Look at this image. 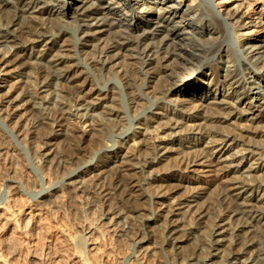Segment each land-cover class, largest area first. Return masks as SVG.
Segmentation results:
<instances>
[{"label":"bare ground","instance_id":"bare-ground-1","mask_svg":"<svg viewBox=\"0 0 264 264\" xmlns=\"http://www.w3.org/2000/svg\"><path fill=\"white\" fill-rule=\"evenodd\" d=\"M133 1H136L137 6L129 8ZM250 1L233 0L226 5L224 14L211 15L217 7L215 3L205 0H74L72 3L70 0H0V83L12 73L10 68L18 69V75L22 77L21 89L16 96H8L0 90V101L6 100L3 102L6 107L2 112L10 119L17 111H27L30 114L27 119L32 130L37 133V128L51 129L49 132L44 130V134L40 129L42 133H37L44 141V145L39 149L42 163H47L49 159L55 164L63 163L56 159L48 147L53 146L54 137L65 138L66 132L62 131V128L66 126L67 129L71 125L74 134L70 136V141L74 140L75 145L71 142L69 144L76 148L75 152H70L71 157L67 162L76 164L81 152V135L95 120L97 114L94 110L97 107L108 109L103 111L105 115H114L115 121L121 126L128 124L108 104H101V98L93 97L95 92L96 96L106 92L103 87L97 86L88 97L80 96L81 92L75 89L77 85L74 79L79 78L81 73L77 75L75 69L86 67H81L78 63L74 50L59 47L56 39L60 30L55 23L59 18L70 16L81 27L75 33L85 37L108 35V39L101 43L100 54L103 55L96 63L101 67L111 65L110 67L117 66L116 68L120 69L117 74L121 89L126 92L128 104L134 115H137L135 129L140 130L127 135L123 133L122 141L115 148L119 150L109 151V147H106L104 160L94 167L98 180L104 176L110 179L111 189H108L107 193L98 191L97 180L93 189L94 186L87 185L80 177L76 180L65 177L67 184L72 187L73 195L93 190L105 212L110 213L113 208L109 206L110 195L123 202L122 205H132L133 194L141 190H148L150 193L152 184L164 189L179 188L188 183V180L182 169L181 172L171 170L170 164L176 162L178 157L186 152L185 149L192 152L195 147L204 144L201 149L196 148L193 151L192 157H187L185 167L188 171L207 161L215 163L219 177L224 179V189L230 193L229 198L218 196L208 199V208L205 211V207H197L196 202L204 193L203 186L196 184L189 197L193 201L186 199L187 204L183 205L178 200L163 207L168 217H177L178 220L173 219L174 221L160 228V239L165 241L162 244L183 250L182 243L190 242V246L192 244L197 249L196 256L204 262L203 264H264V13H258L255 20L245 16L242 10ZM174 2L177 7L173 4L166 5ZM164 6L169 9L163 8ZM180 6H185L186 10L193 6L195 10V17L186 20L188 22L185 26L181 21L174 23L175 18L187 16L186 10L179 14ZM101 10L106 12L99 13ZM124 10H128L130 14L117 18V13ZM4 12L10 13L7 19L3 18ZM139 12H142L145 18L129 24V20L135 18ZM98 14L103 17L97 19ZM150 14H157V20L149 18ZM244 20L249 22L243 24ZM93 21L96 22L92 23ZM222 24L232 28L233 38L237 37L238 41L232 39L230 44H225ZM169 25L171 29L166 28ZM143 27H152L156 34L149 32L150 35H157L160 41L147 43L145 37L135 39L132 32ZM93 28L97 30L92 32V35L88 34L87 31ZM236 30L239 33L236 34ZM241 30L244 31L242 34ZM76 35L72 37L76 38ZM101 39L97 40L98 43ZM55 46H58V50L52 53ZM70 52L72 55H69ZM108 53L112 55H106ZM219 66L224 71L222 76L216 74ZM208 67H211L215 74L214 77L212 74L211 78L215 83V90L212 94H209V91L203 93L200 100L213 105V113L201 112L198 107L186 108V105L182 104L184 101L179 98L196 96L201 91L202 88L197 87L200 77L196 82L191 80L195 76H205L203 71ZM33 72L36 74L34 78L31 77ZM155 77H158L156 79L161 84L160 88L144 93L150 95L153 103L151 107L145 106L141 109L142 102L139 104L138 101L146 98L136 92L139 89L148 90V84L153 83L152 79ZM64 83H68L70 89L62 88ZM225 87L231 92L214 101L217 100L215 96L219 93L218 90ZM260 90L262 92L254 97ZM169 97L175 99L171 100ZM96 100L98 103L94 102ZM158 104H166L169 108L162 109ZM239 105H245V110H240ZM153 107L159 111L152 112ZM157 119L160 122H154ZM110 120L99 118L98 128H92L97 146L100 145L102 133L99 125L106 126V121ZM243 120L245 123L239 122ZM65 121L67 122L64 125ZM150 122L156 124L151 130L146 128ZM220 122L228 123L229 127L224 125L221 128ZM252 123H255V127ZM150 133L152 135L148 138L146 134ZM137 139L139 141H136ZM216 205L220 206L221 213L214 210ZM50 207L49 200L36 202L29 212L23 213L20 210L21 212L9 213L7 222L14 230L24 234L29 230L36 212L48 210ZM79 212H82L81 209ZM110 215L115 217L116 213L112 212ZM207 218L208 221L212 218L211 224L219 223L216 227L208 226V240L201 238ZM194 223L199 226L198 229L195 228L197 225L194 227ZM227 226L229 228H225ZM74 227L77 239L82 242L77 241L82 245L79 250H82L84 256L86 249L94 250L93 237L101 238L105 233L100 231L95 222H85L83 219L77 220ZM121 228L118 229L112 223L109 231L114 234L121 232ZM13 242L10 237L2 242L7 253L0 254V264H13L11 260L16 254L12 247L14 244H11ZM222 247L225 250L221 249ZM147 249L149 248H146L144 253L150 252ZM82 252L79 251L78 254ZM39 257L38 254L32 253L28 259L38 261Z\"/></svg>","mask_w":264,"mask_h":264},{"label":"rangeland","instance_id":"rangeland-1","mask_svg":"<svg viewBox=\"0 0 264 264\" xmlns=\"http://www.w3.org/2000/svg\"><path fill=\"white\" fill-rule=\"evenodd\" d=\"M208 1L209 0H205V2ZM232 1L233 0L209 1L208 3H215L217 7L213 10V12H211V15H217L218 13L221 15L224 14L226 5H229ZM70 2L72 3L74 2V0H70ZM135 3L136 1L131 2L129 8L136 7L137 5ZM170 4H173L174 7H177L176 2L167 3L166 5ZM186 4H188V2ZM193 5H195V3ZM165 6L163 8H166ZM185 8V6L184 8L180 6L179 14H181L182 11L184 12L186 10ZM166 9L168 10L169 8ZM6 11L8 10L6 9ZM186 11L187 16H185L184 18H175V24L178 23V21H181V24L184 23L185 26V24L188 22L186 20L195 17V10L193 6H191ZM105 12L106 10H101L99 13ZM242 12L243 14L245 13V16L252 18V20H255L258 17V13H264V0H251L246 8L242 10ZM123 14L129 15L130 13L128 10L119 11L117 13V18L123 16ZM9 15V12H4L3 18L7 19ZM167 16L168 15H165V17ZM101 17H103V15H96L97 19H100ZM144 18L145 15L142 14V12H139L135 16V18L129 20L128 23L131 24L137 19ZM149 18H151L153 21H156L157 14H150ZM94 22L96 21H93L92 23ZM245 22H249V20H244L243 24ZM78 24L79 23L75 19L70 18V16L59 18L55 23V26L60 30L58 38L56 39L59 47L62 46L67 50L70 49V51L74 50L76 52L75 57H77L78 63L81 65V67H86L75 69V71H77V75L81 73L79 74V78L77 77L76 79H74L76 81L75 84L77 85L75 86V89L79 90V93L81 92L80 96L83 95L84 97H88V94L91 93V91L97 86L103 87L106 92L99 94V96H96L97 93L95 92L93 97L101 98L102 101L100 103L106 106L109 105L112 110L118 112L119 116L122 117L128 125L121 126L117 120L115 121L114 115H105L104 112H106L108 109L105 110L104 108L97 107L94 110V113L97 114L95 120L93 121L95 123L92 122L90 127H86V131L83 132L84 136L83 134L81 135L79 143V150H81V152H79L80 155H78L79 161L76 164L68 163L71 157L70 152L72 150L75 152L76 148L72 145H75L74 140L73 142L70 141V136L74 134L72 133L73 130H71L73 127L70 125L67 129L66 126L65 128H62V131L66 132L68 135L63 132L65 134V138L54 137L53 146L48 147L49 149H51V153L56 156V159L61 160L63 163L55 164L51 159H49L47 163H42L40 161L39 149L44 145V141L37 133H42L40 129L43 131V134L45 132L51 131V129L47 127L37 128L39 129V131L36 133L35 130H32V128L29 126V121L27 118L30 117V114L27 111H17L15 115L10 119L8 118V120L2 112L4 107H6L5 103H3L6 100L4 99L0 101V254L3 255L7 253L5 251L6 248L2 246V242L5 240V238L10 237L13 238L14 242L11 244H14L12 247L16 251L15 256L11 260L13 264H203L204 262H202V260L196 256L198 255L197 249L194 248L195 246L192 244L190 246V242L185 243V241L182 243L181 247H184L183 250L181 249L182 251L171 248L170 246L164 244L165 241L163 240V238L160 239V228H163L164 225L169 224V222L178 220L177 217H168L164 212L163 207L178 202V200L181 202V204L186 205V199L191 200V198L189 199V197L192 194L194 187L198 183H200L201 187L203 186L202 192L204 193V195H202V198L198 199L196 203L197 207L199 208L202 207L204 209L205 207V211H207L208 208V205H206L208 199L216 198L218 196L219 198L222 197L223 199L229 198L228 195L230 193L224 189V179H221L222 177H219V173L217 170L218 167H216L215 163L207 161L203 163V165L194 166L188 171L185 167V161H187V157L188 159L192 157L194 155L193 151L196 148L201 149L204 144H202L201 147H195L192 152L191 150L185 149L186 152H184V154H182L180 158L178 157L176 162L174 161L175 163L173 162L169 166L171 170H179L181 172L182 169V173L185 174L186 179L188 180V183H186L185 185H182L181 187L176 189L170 188L171 190L164 189L162 187L160 188L157 186V184H152L151 186L146 185L150 186V188L153 186L149 190L150 193H148V190H141L140 192L133 194L132 201L134 200V203H132V205H122L123 202H120L117 198L110 195L109 206H111V208L113 207L110 213H116V215H114L115 217L110 215V213L105 212L106 210L104 206L93 194V190H86L73 195L72 187L68 185V181L64 179L65 177H72L70 178V180H76L80 177L85 181V183H87V185H90L91 187L94 186L92 187L93 189L95 188V184L98 181V183L100 184H98V191L101 190V192L107 193L111 189L110 179H108L107 177L104 178V176L102 177L103 179L100 178L98 180V174L94 170V167L97 164L101 163L102 160H104L103 156L107 154L104 151L106 147H109L108 150L110 151L118 146L119 142L122 141L121 138H123V133L127 135L133 131L138 132L140 130L135 129V127L137 126V117L135 116L137 115H134L133 110L128 104L129 98L126 92L121 89V82L117 74V71H119L120 69L116 68L117 66L110 67L111 65H108L109 67H101L96 63L103 55L100 54L101 43L104 42L103 40L106 41L108 39V35L85 37L83 34L75 33L79 31V29H81V27L79 26L80 24ZM233 27L235 28L236 25H234ZM166 28L171 29L172 27L169 25L166 26ZM95 30L97 29L93 28L87 32L88 34H91ZM222 31L225 44H230L232 39L235 40V42L236 40L238 41L237 37L233 38V31L231 27H227L225 24L223 26L222 24ZM147 32L148 34H146ZM149 32H152V34H156V31H153L152 27H143L137 31L132 32V36L135 39L145 37L147 43H158L160 41V38H157V35H150ZM235 32L236 34L239 33V31L237 30ZM243 32V30L240 31L241 34ZM71 33H73L72 36H75L77 34L76 38H73L71 36ZM100 39L101 42L98 43ZM205 39H207V36H205ZM75 43H77V45H75ZM57 50L58 46H55L53 48L54 52L52 53H55ZM69 55H72V53L70 52ZM106 55L112 54L108 53ZM220 68L221 66L217 68L216 74L222 76L224 75V71ZM10 70L12 73H9V76L6 77L5 81L0 83V90L2 91V93H5L8 96H16L21 89L22 77L18 75V69L13 70V68H10ZM203 74L205 76H195V78L191 80L193 82H196L195 80L200 77V83L197 87H201V91L198 92L196 96L187 95L179 98V100L184 101V103L182 104L186 105V108L188 109L198 107L199 111L201 112L213 113V110H211V108L214 109V106L211 104H206L208 102L200 100V97H202L203 93H207L208 91L210 92L209 94H212L214 92L215 86L213 85H215V83L211 78H213L215 74L212 72L211 67L206 68L203 71ZM35 76L36 74L33 72L31 74V77L34 78ZM156 78L158 77L152 79L153 83L148 84V90L139 89L136 92L146 98V100L138 101L139 104H141L142 102L140 107L141 109L145 106H152L153 102L150 99V95L147 96L144 95V93L148 91L151 92L152 90L154 91V89L160 88L161 84H159V80ZM62 88L70 89V85H68V83H64ZM218 91L219 93H217V95L215 96L217 100L214 101L220 100L222 95H227V93L231 92V90L227 91V87H225L223 90L220 89ZM261 92V90L258 91L257 95L254 94V97L258 96V94H260ZM169 99L174 100L175 97H169ZM94 102L98 103L97 100ZM230 102L232 103L234 102V100ZM165 105L166 104H158L157 106L161 107L162 109H168L169 106L167 107V105ZM238 108H240V110H245V105H239ZM157 109L158 108L153 107L152 112L159 111ZM118 114H115V116ZM141 116H143V113H141ZM99 118H109L111 120L106 121L107 123L105 122L106 124H108L106 126L99 125L100 128H102V133L100 136V145L97 146L95 144V133L93 132L92 128H98L97 125L100 124L98 121ZM257 121H259V119ZM66 122L67 121L64 122V125L66 124ZM154 122H160V120L157 119ZM231 122L234 123L235 121L231 120ZM239 122L245 123L244 120ZM220 124H222L220 126L221 128H223L224 125L225 127L228 125V123L226 124V122H220ZM252 124H254L252 126L255 127V123ZM153 125L156 124L150 122L146 126V128L151 130V127H153ZM151 135L152 133L146 134L148 138ZM136 141H139V139H137ZM69 142H71L72 144H69ZM68 145H70V147L72 148L70 149ZM117 150H119V148L115 149V152ZM159 171L165 172L163 170ZM146 186L142 187L146 188ZM42 200H49L51 202V207L48 210H43L39 213L36 212V216L33 217V222H31L29 230H27L24 234L21 232H17L11 225L8 224L7 215L9 213L18 211H22L23 213L29 212V210L34 208L36 202ZM160 204L163 206H161ZM79 209H81V213L79 212ZM194 209H196V207ZM214 210L217 213H221V208L218 205L215 206ZM209 211H212L210 207ZM110 218L112 221L109 222ZM79 219H83L85 222H95L102 233L105 231L104 235L101 236V238H95V236L93 237V242L95 243L94 250L89 251V249H86L85 256L83 255L82 250H79L80 246H82V242L81 239H77L76 230L74 227L75 222ZM146 219L150 220L146 221ZM211 219L212 218H210L209 221L208 218L206 219L207 227H203V229L206 231L202 229L204 234L202 232L201 238L206 240L210 238V225L216 227L219 224L216 222L211 224ZM112 223H114V225L118 227V229L122 226L123 228H121V232H116L114 234L111 233L109 230ZM19 225H21V223ZM193 225L195 227L197 224L194 223ZM195 228L198 229L199 226L197 225V227ZM225 228H229V226ZM125 230L129 232L127 233V231ZM203 235L206 238L203 237ZM102 237H104V239H102ZM156 240L160 241L157 242ZM77 241L81 242L80 245ZM162 242H164V245L162 244ZM197 243L198 242H196V244ZM77 246L79 248H77ZM185 247L189 248L187 249ZM143 248H149L147 250L150 252L144 253L145 249L143 250ZM184 249L187 250L184 251ZM221 249L224 248L222 247ZM79 251L82 253L78 254ZM32 253H36L40 256L38 261L28 259L32 255ZM184 256L185 258H183ZM189 256L191 257L189 258ZM197 258L198 260H196Z\"/></svg>","mask_w":264,"mask_h":264}]
</instances>
